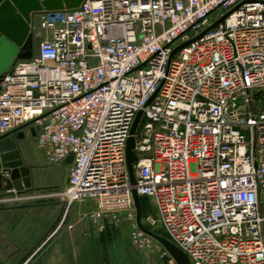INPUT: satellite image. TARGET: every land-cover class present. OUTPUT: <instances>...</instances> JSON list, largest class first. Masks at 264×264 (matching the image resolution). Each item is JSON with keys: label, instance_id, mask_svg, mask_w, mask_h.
<instances>
[{"label": "built area", "instance_id": "1", "mask_svg": "<svg viewBox=\"0 0 264 264\" xmlns=\"http://www.w3.org/2000/svg\"><path fill=\"white\" fill-rule=\"evenodd\" d=\"M38 27V54L2 79L0 137L33 126L68 179L0 207L90 201L96 233L127 214L134 247L155 250L136 191L191 264H264V0H86Z\"/></svg>", "mask_w": 264, "mask_h": 264}, {"label": "crops", "instance_id": "2", "mask_svg": "<svg viewBox=\"0 0 264 264\" xmlns=\"http://www.w3.org/2000/svg\"><path fill=\"white\" fill-rule=\"evenodd\" d=\"M4 186L7 187V183ZM143 201L147 203L149 201L142 200L143 216L146 217L153 212L143 204ZM59 207L64 206L52 203L35 210L0 209V264H160L157 255L145 251L142 253L130 243L125 231L128 225L125 216L122 219L124 231L116 232V228H110L103 233H96L93 230L85 234L72 231L74 226H71L67 231L54 234L51 241L36 256H32L35 248L49 236V232L45 234L41 231L35 234L30 230L35 228L37 219L51 218L48 209L57 210ZM79 207L82 209L83 205ZM37 223L44 225V221ZM58 223L59 216L54 223L52 221L51 229Z\"/></svg>", "mask_w": 264, "mask_h": 264}, {"label": "water", "instance_id": "3", "mask_svg": "<svg viewBox=\"0 0 264 264\" xmlns=\"http://www.w3.org/2000/svg\"><path fill=\"white\" fill-rule=\"evenodd\" d=\"M86 0H0V90L6 73L21 61H30L35 57L32 26L36 16L49 12L71 11L79 8ZM222 19L219 23H222ZM217 23L216 25H218ZM24 33L23 35H21ZM186 45H183V48ZM181 48L177 49L178 52ZM142 114L140 113L127 144V161L132 184L135 185L134 153L137 133ZM15 131L0 137V191L15 189L18 192L33 190L30 170L24 166L18 142L25 138L23 133ZM6 176L9 177L6 178ZM7 182V187L4 186ZM137 210V224L141 231L160 243L176 264H191L188 257L164 237L147 229L143 223L142 201L133 191ZM19 209H27L20 207Z\"/></svg>", "mask_w": 264, "mask_h": 264}, {"label": "rangeland", "instance_id": "4", "mask_svg": "<svg viewBox=\"0 0 264 264\" xmlns=\"http://www.w3.org/2000/svg\"><path fill=\"white\" fill-rule=\"evenodd\" d=\"M38 21H39V16H36L34 20L35 22L34 27L32 26V31H34L35 27H37V29L39 28L37 26ZM18 145H19V151L22 157L23 164L25 167H27L30 170V175H31L32 182H33V190H31L30 192L25 190L22 193H19L18 196L23 195V194L25 195V193L27 192H29V194L33 193V194L46 195L52 191H55V190H58L64 187V185L66 184V180L68 179V166H69L68 163H63L61 165L51 164L45 152L38 148L37 141L35 138L32 137L31 133L29 132V129L26 130L25 138L22 141H20ZM6 178L9 179L8 176H6ZM6 183L7 182H4V184ZM11 190H15V189H11ZM8 191L9 190L0 191V195L6 194ZM146 200H148L149 202L147 203L143 201V204L147 205V208H149L153 212L152 214L156 216V211L154 213V210H155L154 203L149 199H146ZM52 203H59L60 205H63L64 207L63 208L59 207L57 208V210L48 209L49 217H51L48 220H38L37 219V222L44 221V225L36 222L35 228L31 229L30 231L35 232V234L41 231H44L45 234L49 232V236L43 241V243H40V245L35 248V251L32 256H36V254L39 251H41L46 246V244H48L51 241V235L53 233H57L59 231H67L69 230V227L71 226H74V229L72 231L85 232V234L92 232L94 230L93 224L89 218V215L94 210L95 206L90 201L83 203V204L77 203L72 207V209L68 210L66 206L62 204L61 201L44 199V200H40L36 202H30L28 205H22V203L21 204L18 203L16 205L9 206V208H13L15 206L13 209H9V210L19 209L20 207H27V209L33 208L35 210L37 208L42 207V205L46 206L47 204L50 205ZM80 205H83L82 209L79 207ZM0 209L6 210V207H0ZM73 210H74V213H73ZM51 213L53 214L51 215ZM57 216H59V223L56 226L54 225L55 227L51 229L52 221L54 223ZM124 216L126 218L125 222L128 224L125 227L126 228L125 231L128 234L127 236H128L130 243L133 245L132 232L134 230V225H135L134 219H131L127 216V214H124L121 217V220L117 228L115 229V231L116 230H117L116 232L124 231L123 220H122ZM146 228L160 236H163V234H161L160 229L155 230V229H151L148 227ZM155 245L157 246V249L149 250V251L146 250L145 252L151 253V254L153 253L155 254V256L157 255L160 258L158 262L160 264H176L173 258L169 255V253L165 250V248L160 243L155 241ZM141 252L143 253V251Z\"/></svg>", "mask_w": 264, "mask_h": 264}, {"label": "flooded vegetation", "instance_id": "5", "mask_svg": "<svg viewBox=\"0 0 264 264\" xmlns=\"http://www.w3.org/2000/svg\"><path fill=\"white\" fill-rule=\"evenodd\" d=\"M38 26V24H37ZM32 36H33V42H34V52L35 55L38 54L39 51V47L42 41V32L41 30L37 27H35L34 31H32ZM29 129V132L31 133L32 137L36 139L37 137V133L35 132V130L33 129V127L31 126H26L24 127L21 131L15 133V135L17 136L20 133H23L25 135L26 130Z\"/></svg>", "mask_w": 264, "mask_h": 264}]
</instances>
